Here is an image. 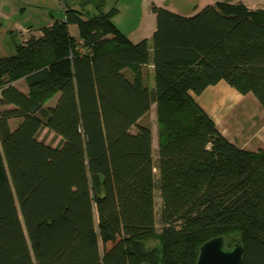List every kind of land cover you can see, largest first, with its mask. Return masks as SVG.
<instances>
[{"label":"trees","instance_id":"trees-1","mask_svg":"<svg viewBox=\"0 0 264 264\" xmlns=\"http://www.w3.org/2000/svg\"><path fill=\"white\" fill-rule=\"evenodd\" d=\"M151 11L150 41L132 43L116 10L67 7L0 57V264H196L219 236L242 244V264H264V148L230 142L192 97L225 81L264 109V9ZM153 105L156 164L142 123ZM152 237L160 248L146 250Z\"/></svg>","mask_w":264,"mask_h":264},{"label":"rangeland","instance_id":"rangeland-1","mask_svg":"<svg viewBox=\"0 0 264 264\" xmlns=\"http://www.w3.org/2000/svg\"><path fill=\"white\" fill-rule=\"evenodd\" d=\"M152 5L166 8L184 16H193L207 6L208 3H203V0H0V57H10L14 55L16 46L23 44L24 39L28 38L29 34L26 37L27 33H29L27 29L29 30L30 27L36 32L49 23L53 24L56 20L63 19L67 7L80 11L83 18L97 15L100 12L116 10L111 17L112 22L123 34L127 37H131L134 43L139 42L138 40H134V35L142 31L148 33L150 27L156 25L155 15L151 11ZM23 30H25L24 32L26 35H23L24 32H21ZM69 32L73 37L78 38L79 30L76 25H70ZM17 86L21 90H26L23 81L17 82ZM56 100L57 96L49 101L47 105H55ZM241 109L242 108H240V110ZM240 110L239 108L236 110L234 122L236 119L235 116L241 114ZM240 118L242 121L243 117L240 116ZM237 120L238 119H236V121ZM19 122L20 120H12L10 122L12 128H15ZM142 123L148 125L152 130L153 157L156 164L158 152V124L155 105L149 114L142 120ZM38 138L45 144L53 147L61 143V138L48 129L40 131ZM154 172L158 179L157 169H155ZM155 203L157 219L156 229L157 232H160L162 228L159 219L162 201L158 190L156 191ZM144 246L146 250L159 249L160 243L158 239L152 237L144 241ZM159 264H161V262Z\"/></svg>","mask_w":264,"mask_h":264},{"label":"crops","instance_id":"crops-1","mask_svg":"<svg viewBox=\"0 0 264 264\" xmlns=\"http://www.w3.org/2000/svg\"><path fill=\"white\" fill-rule=\"evenodd\" d=\"M216 2L243 4L250 10L264 9V0H203V3H208V5H213ZM51 25L52 23H49L47 26ZM155 30L156 25H152L148 33L142 31L134 35V40L140 42L148 39L150 41ZM27 32H29L27 35L25 32L23 33L26 37L28 34L29 36L35 35L37 37L42 35L40 30L34 32L32 27L29 30L27 29ZM128 38L134 43L131 37L128 36ZM145 71L147 72V79H149L150 85L154 86L153 65H148ZM192 97L230 142L239 148L252 152L264 148V109L253 94L242 95L225 81H220L216 85L206 88L201 95L193 94ZM238 108L239 110L242 108L240 110L241 114L235 116L238 120L236 121L235 119L234 122V115ZM240 116L243 117L242 121Z\"/></svg>","mask_w":264,"mask_h":264},{"label":"water","instance_id":"water-1","mask_svg":"<svg viewBox=\"0 0 264 264\" xmlns=\"http://www.w3.org/2000/svg\"><path fill=\"white\" fill-rule=\"evenodd\" d=\"M243 258L244 248L239 241L227 247L226 238L219 236L200 247L196 264H242Z\"/></svg>","mask_w":264,"mask_h":264}]
</instances>
